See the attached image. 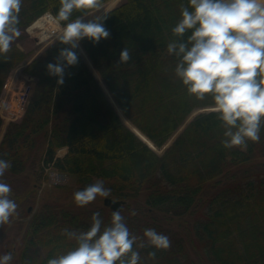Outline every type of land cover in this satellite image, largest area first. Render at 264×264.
Instances as JSON below:
<instances>
[{
	"label": "trees",
	"instance_id": "16d2710c",
	"mask_svg": "<svg viewBox=\"0 0 264 264\" xmlns=\"http://www.w3.org/2000/svg\"><path fill=\"white\" fill-rule=\"evenodd\" d=\"M107 2L100 0V6ZM181 4L188 0H127L105 14L110 38L98 44L81 40L126 122L150 144L125 124L78 49V63L65 69L62 85L46 68L68 47L58 39L24 68L36 83L25 117L8 125L0 143V159L11 163L0 179L10 185V199L24 219L36 202V182L44 178L41 162H53L76 185L65 188L64 200L44 198L27 221L18 264H47L74 249L75 241L62 230L87 231L94 213L100 214L102 228L110 226L112 210L104 204L75 207L74 193L97 179L111 189L109 198L125 202L122 215L132 234L143 237L152 228L171 240L167 250L136 249L139 264H264V126L260 141H249L246 151L222 146L218 114L203 111L213 107L211 97L190 96L174 74L176 58L167 53ZM59 7V0H23L20 32L46 12L56 17ZM83 15L74 10L70 20ZM125 47L131 59L117 65ZM28 56L16 41L0 55V99L9 75ZM196 111L157 154L152 146L162 149ZM62 148L69 151L56 158ZM22 178L25 187L19 190L15 182ZM10 222L0 226V237ZM150 251L155 259L148 257Z\"/></svg>",
	"mask_w": 264,
	"mask_h": 264
},
{
	"label": "clouds",
	"instance_id": "9594fccd",
	"mask_svg": "<svg viewBox=\"0 0 264 264\" xmlns=\"http://www.w3.org/2000/svg\"><path fill=\"white\" fill-rule=\"evenodd\" d=\"M23 0H0V55L11 51L13 42L21 35L18 27ZM55 20L59 25L67 21L58 34L62 48L54 63L46 65L50 76L57 77V85L64 83L65 69L78 63L75 49L88 38L93 44L110 38L104 26L106 15L85 20H70L74 10L98 9L100 0H59ZM181 18L171 33L175 37L167 44V53L176 58L175 76L190 96L204 100L210 96L212 111L218 114L223 128L222 146L246 151L248 142H259L264 126V0H188L180 5ZM131 59L128 48L119 55L117 65ZM11 163L0 159V178ZM11 187L0 179V226L8 224L18 205L10 199ZM111 189L97 179L83 190L74 193V202L84 207L98 196L109 198ZM115 203V201H112ZM131 215H136L132 212ZM87 231L62 234L75 241L76 247L66 254L47 260V264H139L136 249L171 247L168 236L152 228L143 237L132 234L125 223L122 209L111 213L110 226L103 227L100 214L91 217ZM135 246V248H134ZM155 259L156 252L148 253ZM11 253L0 256V264H10Z\"/></svg>",
	"mask_w": 264,
	"mask_h": 264
},
{
	"label": "rangeland",
	"instance_id": "374dc122",
	"mask_svg": "<svg viewBox=\"0 0 264 264\" xmlns=\"http://www.w3.org/2000/svg\"><path fill=\"white\" fill-rule=\"evenodd\" d=\"M126 1L127 0H111V2H107L106 4L100 6L98 9H95V10L89 12V14H87V15L85 14V15L81 16V18H83L85 20H89V19H93L97 15H104L105 13H109L113 9L121 6ZM34 23H32L31 26H33ZM31 26H29L28 28H30ZM28 28H26L21 33V35H23V39L15 40L16 43L20 46V48L23 49L29 56H28L26 62H24L21 66H19L14 71H12L11 74L9 75L8 79H7V80L10 79V81H11V87L9 88V90H6L5 94H3V96H4L3 98L6 99L7 102L10 101V99L12 98V95H15V96L19 95V94H17L18 91L21 90L22 88H26V86H31V89L33 90V87H34V85L36 83V79L31 77V76H29V75H27V73L24 72V68L29 63H31V61L34 58H36L40 53H42V51H44V50L37 46V44H38L37 38L39 36H36L33 39L29 38L28 30H27ZM52 41H53L52 43H55L56 40H52ZM49 43H50L49 45L52 44L51 41ZM82 44L83 43H81V41H80L79 42V47L77 49L79 50V52L81 54H83L82 56L89 63L92 73L94 74V76H96L95 78L99 81L101 86L104 87L103 88L104 91L110 97L111 102L113 103L116 111L118 112V114L120 115L122 120L125 121L126 125H128L129 127H132L128 122H126V120L123 117V114L121 112L122 110H120L118 108V106L115 104V102L111 98L110 94L107 91V88H106L105 84L102 82V79H101L100 75L94 69L93 65L89 61ZM210 110H212V108H208V109H205V110L203 109V111H210ZM3 111L6 112V110H4V109H3ZM203 111H201V112H203ZM196 114H198L197 111L194 112L186 120V122H189ZM20 121H18V123ZM186 122L176 132V135H174L171 138L169 143H167V145H165L162 149H157V148H155L152 145H150V146H152V148L157 151V154H162L170 146L172 141L183 131L184 127L186 125H188V124H186ZM6 129H7L6 126H3L1 128V131H0V143H1V141L3 139V136H4L5 132H6ZM66 154H67V149L65 150V148H62L61 150L57 151L56 157L57 158H63ZM42 165H43V163L41 162V166ZM43 171H45V170H43ZM63 174L67 175L66 173H63ZM43 177L44 178L41 181H37L36 182L37 184H39L37 198L35 199L36 202L33 203L34 205H31V203L30 204L27 203V206L31 205L29 207V217L27 219L21 218L18 215L19 213L16 212V214L13 217V220L10 222L11 224H9V226L6 229V231L0 237V253L2 254V251H4L3 254H6V253H11L12 254L13 259L10 262V264H18V257H20V253H21L22 246H23L22 245L23 244V235H24V232H25V229H26V225H27L26 223H27L28 220H30L32 215L36 214V211L39 209L40 204H43V201L46 200V199L44 200V198L48 197L50 200H54L57 197H61L62 200H64L65 199V195L69 194L65 190V188H75V185H76L74 178H72L69 175H67L64 178V181H62L61 185L58 184V187H56V186H54V185L49 183L48 176H47V171L44 172V176ZM24 182H26L24 178L17 180L15 182L16 188L19 189V190H22V188L25 187ZM70 199H72V197L69 198V199L67 198L66 200L67 201H71ZM93 202L98 204V205H103L104 204V198L98 196ZM88 205H90V204H88ZM75 207L78 208L77 205Z\"/></svg>",
	"mask_w": 264,
	"mask_h": 264
},
{
	"label": "built area",
	"instance_id": "2783aa9c",
	"mask_svg": "<svg viewBox=\"0 0 264 264\" xmlns=\"http://www.w3.org/2000/svg\"><path fill=\"white\" fill-rule=\"evenodd\" d=\"M63 24L60 22L58 25L55 20V16L51 12H46L42 16L38 18V20L34 23L33 26L28 28V35L30 39H33L36 36H42L44 40L43 42H38L37 46L44 50L50 43L53 42L52 40H57L58 34L61 31ZM40 41V40H39ZM4 84V91L5 94L6 90H9L11 87L10 79L7 80ZM32 89L31 86H26V88H22L18 91L17 96L12 95V98L9 102L4 99L3 95L0 99V118L2 120L3 126L8 127L9 124L18 122L22 120L27 108V104L29 102L30 96H32ZM15 96V97H14ZM6 110V112L3 111ZM57 158V157H56ZM44 170L47 171V176L49 183L58 186L62 184L64 178L67 176L55 169L54 163H48L46 165L43 164Z\"/></svg>",
	"mask_w": 264,
	"mask_h": 264
},
{
	"label": "water",
	"instance_id": "95a60500",
	"mask_svg": "<svg viewBox=\"0 0 264 264\" xmlns=\"http://www.w3.org/2000/svg\"><path fill=\"white\" fill-rule=\"evenodd\" d=\"M106 14V13H105ZM104 14V15H105ZM200 111H202V110H200ZM200 111H197L198 113L200 112ZM188 122H186V124H187ZM133 128V127H132ZM135 130V129H134ZM138 134V133H137ZM148 143V142H147ZM112 201H115V200H113V199H111V198H105L104 199V205L105 206H107L108 208H110L112 211H116V210H118L119 208H121L122 210H123V207H124V205H125V202H123V200L122 201H115V203H113Z\"/></svg>",
	"mask_w": 264,
	"mask_h": 264
},
{
	"label": "bare ground",
	"instance_id": "6f19581e",
	"mask_svg": "<svg viewBox=\"0 0 264 264\" xmlns=\"http://www.w3.org/2000/svg\"><path fill=\"white\" fill-rule=\"evenodd\" d=\"M40 40V41H39ZM41 40H44L45 41V39L42 37V36H40V37H38L37 38V42H43V41H41ZM134 129V128H133ZM140 136H141V138H143L145 141H147V139L142 135V134H140V132L139 131H137V130H135ZM148 142V141H147Z\"/></svg>",
	"mask_w": 264,
	"mask_h": 264
},
{
	"label": "crops",
	"instance_id": "0c3cea01",
	"mask_svg": "<svg viewBox=\"0 0 264 264\" xmlns=\"http://www.w3.org/2000/svg\"><path fill=\"white\" fill-rule=\"evenodd\" d=\"M67 149V152L69 151L68 148H65V150Z\"/></svg>",
	"mask_w": 264,
	"mask_h": 264
}]
</instances>
